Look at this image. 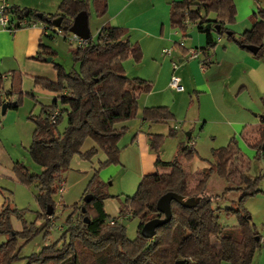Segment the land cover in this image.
<instances>
[{
	"label": "trees",
	"instance_id": "trees-1",
	"mask_svg": "<svg viewBox=\"0 0 264 264\" xmlns=\"http://www.w3.org/2000/svg\"><path fill=\"white\" fill-rule=\"evenodd\" d=\"M90 8L96 17L103 18L107 12V0H61L54 14L40 18L28 9L15 6L8 11L14 20L26 19L31 23L37 19L45 25L44 30L50 32H43L48 38L55 35L52 21L61 18L57 28L63 39L67 40L75 16L85 11L89 18ZM232 8L233 0L172 2L170 24L183 33L189 25L197 26L207 36L204 49L213 46L212 33H215L241 49L256 47L255 57L263 58L264 10L259 8L252 16L253 26L249 31L235 36L227 28L234 23ZM208 24L210 29H206ZM216 26L219 27L218 31L214 29ZM55 56L56 52L40 41L33 58L45 62L46 58L51 57L50 63L57 75L56 81L34 79L35 86L54 95L51 104L42 106L38 116L30 115L28 118L33 132L27 152L41 172L30 173L22 162H15L12 167L17 183L37 189L34 196L38 205L36 219L30 223L24 220V210L10 208L6 198L0 210V236L6 239L0 245V264H17L22 260L25 264H175L177 261H184L185 264H253L255 254L262 248L261 237L255 231L244 204L249 198L262 193L259 185L264 174L252 176L250 171L253 161L264 157V119L260 120L257 132L246 127L241 134L245 144L256 151L254 159L246 157L236 139L231 138L226 147L212 150L214 163L198 174L192 173L189 167L196 154L191 148L179 145L174 160L164 162L160 152L165 136L147 134L156 169L168 171L157 170L145 175L136 192L125 198L119 216L139 220L138 236L130 240L122 223H109L115 218L105 214L103 202L107 196L98 173L107 166L119 164L118 143L127 128H117V125L135 118L140 96L152 90L150 82L129 78L125 74L124 61L130 58L134 63H140L142 51L138 44L130 41L126 29L104 24L98 30L95 42L90 36L85 44L71 49L77 70L67 72L54 62ZM4 83L0 74V90L5 92V98L0 101V116L4 103H7V109L17 110L23 94L20 89L13 92V85L10 89L6 88ZM115 92H119L117 101H104L110 93ZM13 95L17 96L16 101L11 100ZM29 96L34 100L36 98L33 94ZM262 102L264 104V99ZM54 114L56 116L52 122L51 116ZM64 119L66 127L60 132L58 126ZM173 120L167 107H149L141 112V121L147 124H166ZM167 136L174 137V129H170ZM86 141L94 145L82 152ZM98 152L104 154L105 160L99 162V168L94 171L83 194L84 197L91 196L90 202L84 203L82 200L80 204L71 206L72 211L63 224V233L56 242L44 245L37 253L21 257L22 248L39 234L44 233V239L50 234L55 210L53 197L72 158L79 155L83 160H90ZM212 176H216L224 185L219 194L212 191L213 187H218L216 184L210 185ZM167 193H175L183 200L194 199L197 203L187 208L171 201L170 221L157 228L152 239L143 238L140 231L144 224L153 218H163L156 210V203ZM228 194L237 197L235 200L231 198L230 206L223 209L219 204L226 200ZM49 207L51 216L47 215ZM220 214L235 216L236 225L222 226ZM12 217L21 222L20 231L11 227ZM38 221L43 224L37 226Z\"/></svg>",
	"mask_w": 264,
	"mask_h": 264
},
{
	"label": "crops",
	"instance_id": "crops-1",
	"mask_svg": "<svg viewBox=\"0 0 264 264\" xmlns=\"http://www.w3.org/2000/svg\"><path fill=\"white\" fill-rule=\"evenodd\" d=\"M60 1L6 0L10 7L28 9L35 15L54 14ZM179 1L181 0H107V12L103 17L106 21L102 26L109 24L126 29L130 41L138 44L142 51L140 63L128 61L130 58L124 61L125 74L129 78L150 82L152 90L140 96L137 116L117 125V128H127L128 140L126 139L124 147L120 149V164L102 171L100 175L103 179H110L112 175L120 173L129 176L136 166H139L136 172L139 179L157 171L147 134H164L162 130H156L161 127L153 125L167 126L168 131L174 129L175 136L171 138L176 139L175 156L179 145L187 146L196 153L192 163L195 160H204L210 166L214 163L212 150L226 147L231 138L236 139L239 149L250 160L256 155V151L245 144L241 134L246 127L257 132L260 127V115L264 113V41L263 58H256L250 51L239 48L232 41L216 36L215 33H212L213 46L204 49L208 42L207 36L200 32L197 26L189 25L185 33L172 28L170 4ZM259 8L264 10V0H233L234 23L227 28L234 32L235 36L249 31L253 26L252 16ZM44 37L39 26L14 32L0 27V74L4 77L6 88L14 86L13 92L20 89L23 93L27 82L30 91L38 92L36 96L43 95L52 101L53 94L34 84L36 78L50 81H56L57 78L51 60L39 62L33 59L38 52L40 41L53 49L43 40ZM192 50L199 51L197 58H190ZM165 51H169V54ZM173 63L177 65L175 71L172 69ZM172 75L179 77L182 92L170 89ZM118 96L119 92L110 93L104 101H117ZM149 107H167L174 120L166 124L144 123L141 121V112ZM123 109L125 110V106ZM5 115L3 122L0 121V175L5 179H15L11 169L13 164L20 160L4 149V143L7 141L4 139H8L12 132L18 135L20 133L22 139V136L28 137L29 132L25 125H20L22 120L15 110L7 109ZM25 141L27 138L24 142L20 141V144L26 149L28 144L25 145ZM88 142L91 148L94 144ZM126 151H131L130 154L138 163L135 165V160L131 162V173L127 171V164H124L128 163L124 162L123 157ZM254 163H257L256 171L264 174V157L261 156L252 164ZM211 179L214 180L210 185L216 184L220 190L223 188V183L217 180L216 176ZM5 201V190H2L0 210ZM245 206L252 215L262 214L264 196L251 198ZM260 237L262 248L255 254L253 264H264V237Z\"/></svg>",
	"mask_w": 264,
	"mask_h": 264
},
{
	"label": "rangeland",
	"instance_id": "rangeland-1",
	"mask_svg": "<svg viewBox=\"0 0 264 264\" xmlns=\"http://www.w3.org/2000/svg\"><path fill=\"white\" fill-rule=\"evenodd\" d=\"M106 21V18H98L96 17L94 11L92 8H90V16L88 18V26L91 33V38L95 42L97 31L100 29L102 24ZM70 37V33H68V36ZM47 44L52 46L54 51L56 52V56L54 57V62L63 66V68L69 72L73 69L77 70L78 66L74 65L72 57H71V49L75 48L77 46L76 43L73 45L69 44L68 40H64L62 35H54L53 39L45 38L43 39ZM51 58V57H49ZM129 59L128 61H130ZM132 63V62H129ZM23 94L21 95V104L17 111L18 117L21 118L22 121H20V125H25V128L27 129L28 137L22 136V139H20V133L15 134V132H12L10 136H8V139L4 143V149L7 150L11 155L15 157V159L20 160L30 171L32 174H39L41 172V168L35 164L30 156L28 155L27 148L26 149L21 146L20 141L24 142V139L27 138V141H25V145H30L32 132H33V125L28 120L30 115L38 116L41 112L42 106H47L51 104L50 99H46L43 95H35L38 92L34 93L33 91H30L29 84L26 82V84L23 87ZM33 90V89H32ZM33 94L36 98L35 100L32 99L29 94ZM18 98L16 95H13L11 98L12 101H16ZM6 118L5 116H0V121L3 122V120ZM1 127V124H0ZM66 127V120L64 119L61 124L58 126V130L62 132L64 128ZM153 127H161L156 128V130H162L165 139L161 148L160 152V158L162 161H172L174 160L175 153H176V139L168 137L167 136V126L163 125H153ZM2 130V129H1ZM0 130V131H1ZM19 131V129H18ZM161 132V131H160ZM127 133L125 132L123 136L120 138L118 146L120 149L124 147L125 141H127ZM90 146V142L86 141L85 144L82 147V152L87 150ZM4 149L3 152L5 151ZM20 149V150H19ZM131 151H126L124 153V163L127 164V171L131 173V170L129 169L130 166L133 164L131 162H134L135 165H138L136 162V159L134 156L130 154ZM247 157V156H246ZM105 160V156L102 152H98L97 155L92 157L90 160H83L80 158L79 155H76L72 158L70 167L67 171L64 172L63 175V182H64V192L60 193L57 191V193L54 195L53 200L55 203V210H54V216L52 220V227L50 229V234L44 239V233L39 234L35 239H33L29 244L24 246L20 252L21 257H27L33 253L39 252L42 247L49 243L56 242L63 233V224L65 219L68 215H70L72 209L71 206L74 204H80L81 201L84 199V192L89 184V181L93 177L94 171L99 168V162H102ZM131 160V161H129ZM259 163V162H258ZM120 164V160H119ZM118 164V165H119ZM257 164V163H256ZM256 164H252L250 174L252 176H256L259 174V172L256 171ZM118 165H110L103 169H101L98 173V177L101 180V182L105 185V193L106 198L104 200V211L105 214L109 218H118L119 216V210L123 207V202L126 197L132 196L136 190L137 187L141 181L142 178L139 179L137 177L136 172L139 170V166L134 167L132 169L133 173L128 175L123 174H114L112 175L110 179H103L100 175V173L106 169H109L111 166H118ZM254 165V166H253ZM260 168L264 166L262 164L258 165ZM190 170L192 173H202L206 171V169L209 168L208 164L202 161L195 160L194 163L189 165ZM137 168V169H136ZM264 168H262L263 170ZM12 170V169H11ZM159 172H167L168 169L159 168L157 169ZM156 170L154 169V172ZM264 171V170H263ZM13 174V173H12ZM133 174H136V176H133ZM13 177V176H12ZM214 180V179H213ZM212 180V181H213ZM259 188L262 190V193L259 195L264 196V178L261 180ZM2 190H5V196L7 198V205L10 206L12 209H18V210H24L23 218L27 222H33L36 219V212L38 211V205L35 201L34 196L37 194V189L35 186L26 187L16 182L15 179L9 178L5 179L0 175V193ZM211 190V189H210ZM212 191L219 194L220 189L218 187H213ZM235 194H228L226 195L225 199L220 202L221 208L229 207L231 202V198L233 200L236 199ZM253 198V197H252ZM249 198L245 204L244 207L246 209V203L250 200ZM246 211L249 213L251 218V223L254 226L255 231L260 235L264 237V212L258 216L252 215L249 210L246 209ZM219 222L222 226H235L237 221L235 216H226L225 214L219 215ZM11 227L15 231H20L22 228L21 222L16 219L15 217H12L10 220ZM124 225L126 229L127 237L130 240L135 239L138 236L139 230V220L138 219H132L131 217L125 216L124 219L120 222ZM43 224L42 221L37 222V226H41ZM62 227V229H61ZM5 237L0 236V244L2 242H5ZM17 264H25V261H19Z\"/></svg>",
	"mask_w": 264,
	"mask_h": 264
},
{
	"label": "water",
	"instance_id": "water-1",
	"mask_svg": "<svg viewBox=\"0 0 264 264\" xmlns=\"http://www.w3.org/2000/svg\"><path fill=\"white\" fill-rule=\"evenodd\" d=\"M42 15L38 14V18H40ZM61 22V18H57L54 21H52L53 27H59ZM211 26L208 24L206 26V29H210ZM215 30H219V27H214ZM69 33L72 35H75L79 39L83 41H88L90 39V32H89V26H88V15L85 11H82L78 13L75 18L73 19L72 26L69 29ZM246 49L250 51L251 53L255 54L257 52V48L253 46H247ZM51 58H47L46 61H50ZM7 110V103H4L1 108V116L5 115V112ZM261 119H264V113L260 115ZM262 151L264 152V141L262 144ZM91 200V196H86L83 199L84 203H89ZM171 201H175L179 203L180 205L184 207H191L194 206L197 201L194 199H187L183 200L182 197L178 196L175 193H167L163 196H161L157 203H156V210L159 214L163 215V218H153L149 220L147 223L144 224L142 227L140 234L145 239H152L156 233V229L163 226L164 224L168 223L171 219V208L170 203ZM47 215L51 216V207L48 208ZM82 212H84V209H82ZM86 223H88V220H85ZM175 264H185L184 261H177Z\"/></svg>",
	"mask_w": 264,
	"mask_h": 264
},
{
	"label": "built area",
	"instance_id": "built-area-1",
	"mask_svg": "<svg viewBox=\"0 0 264 264\" xmlns=\"http://www.w3.org/2000/svg\"><path fill=\"white\" fill-rule=\"evenodd\" d=\"M9 8L10 6L7 4L6 0H0V27L3 29H9L11 32L16 31L18 28H29V27H36L39 26L42 31L45 29V25L42 24L41 22L37 21V19H34L31 23L27 22L26 19H21V20H14V17L11 13H9ZM54 34L55 35H60V31L58 30L57 27L53 28ZM44 34H48L49 31L44 30ZM50 33V32H49ZM67 40L69 44L73 45L74 43L77 44V46H82L85 44L86 41H83L76 37L75 35L70 34V37H67ZM167 54H169V51H165ZM199 55L198 50H192L190 52V58L194 59L197 58ZM172 69L175 71L177 69L176 64H172ZM4 78V77H3ZM170 89L177 91V92H182L183 87L180 83V79L176 75H172L169 83ZM5 98V92L3 90H0V101H2ZM56 114L51 116L52 122L55 119ZM60 193L64 192V183L61 182L59 185V190ZM125 216H120L114 220H111L109 223L113 225L115 222H121L124 219Z\"/></svg>",
	"mask_w": 264,
	"mask_h": 264
}]
</instances>
